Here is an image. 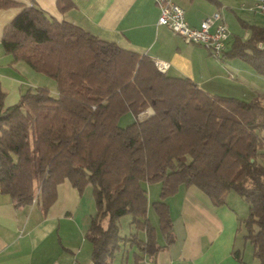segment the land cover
Instances as JSON below:
<instances>
[{
	"label": "trees",
	"instance_id": "16d2710c",
	"mask_svg": "<svg viewBox=\"0 0 264 264\" xmlns=\"http://www.w3.org/2000/svg\"><path fill=\"white\" fill-rule=\"evenodd\" d=\"M12 3L0 0V7ZM245 25L251 35L234 36L220 58H240L264 76V26ZM2 42L15 60L57 84L56 94L29 88L8 107L0 92V188L16 205L36 201L47 212L65 180L80 192L91 184L92 264H111L125 240L151 255L161 248L147 216L146 183L162 184L154 208L167 243L174 235L164 199L180 185L197 186L215 205L233 190L249 205L242 228L264 264V95L251 101L212 95L191 78L160 71L150 56L37 5L6 25ZM146 109L153 114L141 120ZM127 112L135 118L121 126ZM127 214L146 231L145 241L137 232L121 235L119 220Z\"/></svg>",
	"mask_w": 264,
	"mask_h": 264
},
{
	"label": "crops",
	"instance_id": "0c3cea01",
	"mask_svg": "<svg viewBox=\"0 0 264 264\" xmlns=\"http://www.w3.org/2000/svg\"><path fill=\"white\" fill-rule=\"evenodd\" d=\"M11 1V5L0 7V92L4 93L5 107L17 103L29 88L47 86L57 93L54 79H47L24 60H15L2 42L6 25L31 5L122 48L146 54L154 61H166L167 74L191 78L212 95L247 101L264 95V76L250 63L237 57L222 60L204 44L188 43L169 27L160 25V8L155 0ZM176 2L184 7L191 26H200L203 19L219 11L222 17L210 30L214 31L221 22L228 25L231 35L226 49L234 36L246 39L251 35V28L245 23L264 26V13L252 9L255 0ZM45 82L48 84H42ZM146 188L147 216L156 228L161 248L151 255L125 240L111 264H260L242 228L249 205L237 192L226 191L223 202L215 205L197 186L180 185L176 193L164 199L174 235V240L167 243L154 208V203L161 200L162 184L150 182ZM96 211L91 184L80 192L65 180L58 186L57 199L47 212L36 201L16 205L0 188V264H92L93 243L86 234ZM131 220L126 225L129 232L123 236L137 232L139 239L145 241L146 231L136 230Z\"/></svg>",
	"mask_w": 264,
	"mask_h": 264
},
{
	"label": "built area",
	"instance_id": "2783aa9c",
	"mask_svg": "<svg viewBox=\"0 0 264 264\" xmlns=\"http://www.w3.org/2000/svg\"><path fill=\"white\" fill-rule=\"evenodd\" d=\"M159 5L160 14L158 23L165 25L179 34L188 43H201L209 48L211 53L220 57L226 47V41L231 35V31L225 22L217 25L214 31L210 30L211 25L217 20L221 19L219 11L206 17L201 22L200 26H191L185 17V9L176 0H155ZM252 9L264 13V0H255ZM157 68L166 72L169 63L162 60L155 61ZM147 118V117H146ZM140 119H145L141 118Z\"/></svg>",
	"mask_w": 264,
	"mask_h": 264
},
{
	"label": "rangeland",
	"instance_id": "374dc122",
	"mask_svg": "<svg viewBox=\"0 0 264 264\" xmlns=\"http://www.w3.org/2000/svg\"><path fill=\"white\" fill-rule=\"evenodd\" d=\"M237 61H240V62H242L241 60H237ZM245 63V62H244ZM42 75H44L45 77H47V79H53L52 77H50V76H48V75H46V74H42ZM42 84H48L47 82H45V83H42ZM54 94H56V92H54ZM148 109V108H147ZM146 109V110H147ZM145 111V110H144ZM143 111V112H144ZM142 113V112H141ZM141 113L139 114V115H141ZM135 117H134V115L131 113V112H127V113H125L122 117H121V119H120V121H119V124L121 125V126H126L127 124H129L133 119H134ZM142 118V117H141ZM130 220H131V215H129V214H127V215H125V216H123V217H121L120 218V220H119V224H120V232H121V234L123 235V234H126V232L128 233L129 232V228L126 226V225H129V222H130ZM103 223L106 225V221H103Z\"/></svg>",
	"mask_w": 264,
	"mask_h": 264
},
{
	"label": "bare ground",
	"instance_id": "6f19581e",
	"mask_svg": "<svg viewBox=\"0 0 264 264\" xmlns=\"http://www.w3.org/2000/svg\"><path fill=\"white\" fill-rule=\"evenodd\" d=\"M151 113H152L151 110H146V111H144V112L141 113L140 117H142V118H146V117H148Z\"/></svg>",
	"mask_w": 264,
	"mask_h": 264
}]
</instances>
